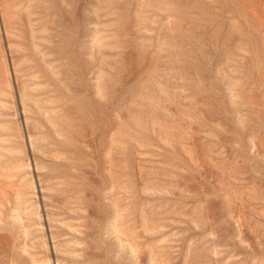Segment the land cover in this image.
I'll return each mask as SVG.
<instances>
[{"label": "rangeland", "instance_id": "obj_1", "mask_svg": "<svg viewBox=\"0 0 264 264\" xmlns=\"http://www.w3.org/2000/svg\"><path fill=\"white\" fill-rule=\"evenodd\" d=\"M0 264H264V0H0Z\"/></svg>", "mask_w": 264, "mask_h": 264}]
</instances>
